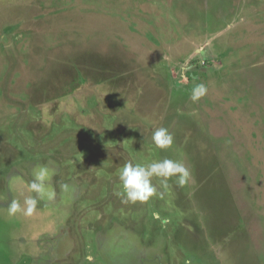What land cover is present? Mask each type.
Instances as JSON below:
<instances>
[{
    "label": "rangeland",
    "instance_id": "1",
    "mask_svg": "<svg viewBox=\"0 0 264 264\" xmlns=\"http://www.w3.org/2000/svg\"><path fill=\"white\" fill-rule=\"evenodd\" d=\"M0 264H264V0H0Z\"/></svg>",
    "mask_w": 264,
    "mask_h": 264
},
{
    "label": "clouds",
    "instance_id": "2",
    "mask_svg": "<svg viewBox=\"0 0 264 264\" xmlns=\"http://www.w3.org/2000/svg\"><path fill=\"white\" fill-rule=\"evenodd\" d=\"M207 92L203 84L196 85L190 99L193 102L198 101ZM153 144L159 149H168L174 143V135L169 128L155 127L150 128ZM49 172L46 168L34 170L35 182L31 185L33 189H41ZM190 176L189 169L186 165L175 159H162L151 162L147 165L134 164L131 160L126 162L119 172V181L123 186L122 203L147 202L155 193L156 187L153 185V178H160L166 182L169 178L176 177L179 185L183 186ZM17 205H11L15 211ZM159 219V214H156ZM166 222V221H165ZM89 261L92 257H87Z\"/></svg>",
    "mask_w": 264,
    "mask_h": 264
}]
</instances>
